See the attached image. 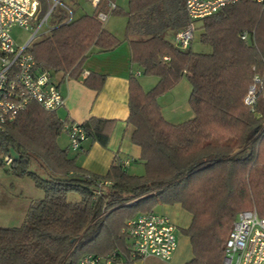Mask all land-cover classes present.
<instances>
[{"label":"trees","instance_id":"1","mask_svg":"<svg viewBox=\"0 0 264 264\" xmlns=\"http://www.w3.org/2000/svg\"><path fill=\"white\" fill-rule=\"evenodd\" d=\"M108 1L114 0H100L91 5L92 14L73 13L68 21L64 9L55 7L58 12L47 17L52 16L48 31L28 48L36 66L59 80L77 79L89 54L117 47L122 39L96 17L108 12ZM184 1L128 0L123 40L130 63L139 74L157 77L149 90L135 71L128 78L126 121L133 127L131 141L140 148L143 174L121 168L119 158L104 175L83 169L57 145L69 120L32 100L0 130V163L10 155L7 170L29 176L43 191L19 226H0V264H78L88 254H131L125 245L127 220L176 203L190 214L182 228L192 250L186 264H221L236 215L255 208L264 216V1L237 0L196 20L200 41L212 47L209 53L173 44V34L190 22ZM39 3L41 18L48 5ZM117 12V5L109 11ZM183 76L193 115L171 123L158 97ZM81 81L98 91L104 74L91 71ZM250 86L254 100L247 104ZM110 123L90 117L79 126L85 139L106 145ZM70 192L78 199L67 200Z\"/></svg>","mask_w":264,"mask_h":264},{"label":"built area","instance_id":"2","mask_svg":"<svg viewBox=\"0 0 264 264\" xmlns=\"http://www.w3.org/2000/svg\"><path fill=\"white\" fill-rule=\"evenodd\" d=\"M52 1V5H49ZM100 0H89L94 7ZM237 0H185V10L189 24L173 34V44L184 50L193 39L195 22L212 14L220 6ZM261 3L264 0H253ZM38 0H0V130L6 122L11 121L23 109L28 101L37 102L44 110H55L63 104V96L51 71L36 66L35 59L28 50L37 31L47 21L49 13L55 7H61L66 13V20L73 17V11L62 0H47V10L38 20ZM116 7L114 1L107 2L108 12ZM96 17L100 21L107 18V12L99 11ZM37 26L24 44L15 43L11 29L18 26L29 27L34 19ZM242 38L245 34L241 35ZM165 59L167 57H164ZM139 74V71H135ZM259 77L256 76V79ZM254 86H250L245 103L254 100ZM64 129L69 138V148L78 150L85 139L79 123L65 122ZM12 161L10 155L3 156L7 166ZM127 159L120 161V166L128 164ZM103 183H106L104 181ZM99 193V189L94 190ZM124 231L131 240L130 251L138 258L157 257L168 260L177 246L176 226L170 218L162 213L149 211L127 220ZM120 264L121 258L112 251L106 256L85 255L78 264ZM221 264H264V216L255 208L240 211L235 217L224 244Z\"/></svg>","mask_w":264,"mask_h":264},{"label":"crops","instance_id":"3","mask_svg":"<svg viewBox=\"0 0 264 264\" xmlns=\"http://www.w3.org/2000/svg\"><path fill=\"white\" fill-rule=\"evenodd\" d=\"M130 62L129 45L126 40H121L117 47L111 50L89 54L81 64L82 73L77 79L59 80L58 75L54 76L63 96V104L56 109L60 119L81 123L90 117H96L111 121L107 129L106 145H101L88 137L82 141L80 149L72 150L69 148V138L66 132L63 131L57 137V145L67 149L68 156L74 157L76 163L90 173L104 175L114 158L127 159L129 162L125 166L126 170L132 163L139 164L140 148L131 141L133 127L126 121L128 117V78L134 71H139V68ZM91 71L104 74L103 84L98 91L84 86L81 81ZM139 82L142 88H145L153 85L154 79H143ZM185 90L178 94L180 100H177L174 106L169 108L165 114L162 112L168 122L179 123L192 117L193 114L187 100L190 87L186 92ZM137 171L139 168L128 172L140 175ZM159 205L161 206L159 213L167 215L175 226L179 224L181 228H184L189 224L190 214L179 204ZM27 207H24L21 216L18 217V224L22 222ZM121 231L123 232V229ZM176 240L177 246L168 260L153 256L138 258L125 251L119 252L120 264H186L192 257L189 238L186 235L177 236L176 234ZM125 245L128 251L131 240L126 234ZM96 264L105 263L99 261Z\"/></svg>","mask_w":264,"mask_h":264},{"label":"rangeland","instance_id":"4","mask_svg":"<svg viewBox=\"0 0 264 264\" xmlns=\"http://www.w3.org/2000/svg\"><path fill=\"white\" fill-rule=\"evenodd\" d=\"M40 1V0H39ZM66 3L71 10L74 12V17H77L81 14H92L94 8L91 6L89 0H62ZM115 4L118 6L117 13H109L107 10V18L102 21L103 27L111 32L115 37L119 40H123L125 38V29H126V22L127 16L126 12L128 10V0H114ZM52 1H49V5H52ZM54 12H58V8L54 10ZM53 12V13H54ZM38 16V15H37ZM52 16H50L46 22H43L42 26L37 31L34 39L35 41L41 38L43 35L46 34L48 31L50 24H51ZM39 20V17H38ZM37 18L34 19L31 23H29V27L27 29L14 26L11 29V35L16 44L21 45L26 42L33 33L34 29L38 23ZM199 22H195V30L193 39L190 42V49L194 52H202V53H209L212 50V47L209 46L207 43H203L199 39V29L197 28ZM171 33L167 32L165 34L166 38L171 39ZM138 80L143 79H154V84L157 81V77L154 75H149L142 73L137 77ZM153 84V85H154ZM153 85L149 87L143 88L144 90H149ZM189 83L185 76H183L173 88L167 90L163 93V95L158 97V102L160 105L161 113L164 114L166 111L175 105L177 100H180L178 97L179 93H182L183 90L187 91L189 87ZM190 93V90H189ZM163 110V111H162ZM9 166L0 163V226L4 227H13L19 226L18 224V217L21 216V212L25 206L29 207V204L33 201H36L43 197V191L36 187L33 180L25 175V176H17L7 170ZM137 174L144 173V165L141 161L138 163H132L127 171L130 170H138ZM67 200L73 201L78 199V195L75 192H70L66 196ZM27 207V209H28ZM153 210L155 212H161V206L156 205L153 206ZM27 212V210H26ZM237 216V215H236ZM176 234L178 235H185L182 232L181 226L178 224L176 225Z\"/></svg>","mask_w":264,"mask_h":264}]
</instances>
